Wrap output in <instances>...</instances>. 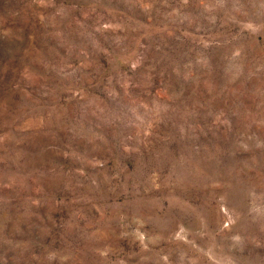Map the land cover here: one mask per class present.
<instances>
[{
	"label": "rangeland",
	"instance_id": "1",
	"mask_svg": "<svg viewBox=\"0 0 264 264\" xmlns=\"http://www.w3.org/2000/svg\"><path fill=\"white\" fill-rule=\"evenodd\" d=\"M0 264H264V0H0Z\"/></svg>",
	"mask_w": 264,
	"mask_h": 264
}]
</instances>
